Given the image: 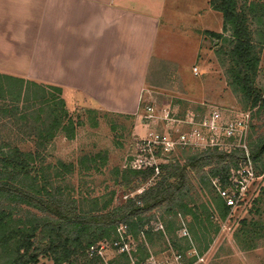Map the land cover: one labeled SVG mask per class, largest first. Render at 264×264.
Masks as SVG:
<instances>
[{"label": "trees", "instance_id": "obj_1", "mask_svg": "<svg viewBox=\"0 0 264 264\" xmlns=\"http://www.w3.org/2000/svg\"><path fill=\"white\" fill-rule=\"evenodd\" d=\"M207 2L211 9L220 12L222 31L230 32L226 43L230 83L242 94L245 107H256L264 113V94L255 84L259 58L248 12L238 6L237 0ZM247 9L256 18L254 7ZM205 33L216 38L223 36L213 31ZM187 112L203 115L206 111ZM74 129L60 86L0 73V264H36L42 254H47L53 264H98L96 258L87 256L86 249L99 240L116 238L120 224L137 242L140 258L144 259L148 255L145 244L153 243V235L157 240L176 236L180 229L178 214L189 218L187 230L193 244H202L195 248L203 253L219 228L208 204L215 206L220 218L229 212L211 181L217 179L221 187L226 186L229 170L237 167L244 157L243 150L214 147L188 155L183 163H159L158 173L154 166L118 169L117 183L129 192L140 189L152 177L156 180L133 197L127 196L115 204L111 197L108 203L96 208L99 199H93L94 208L85 210L83 203L67 198L58 181L60 175L55 172L51 176L46 161L53 140L59 134L72 137ZM263 143L264 134L253 148L248 144L255 169L258 162L262 163L261 172ZM25 144L29 147L23 148ZM59 167L65 172L73 169L72 164L62 162ZM202 190H206L207 201L198 205L197 196ZM162 215L171 218L157 220L164 233L152 232L149 221ZM256 222L242 219L241 232H255ZM183 240V248L176 241L169 242L185 255L190 245ZM194 259L185 256V264Z\"/></svg>", "mask_w": 264, "mask_h": 264}, {"label": "rangeland", "instance_id": "obj_2", "mask_svg": "<svg viewBox=\"0 0 264 264\" xmlns=\"http://www.w3.org/2000/svg\"><path fill=\"white\" fill-rule=\"evenodd\" d=\"M132 2L130 6L133 8L159 17L149 74L138 111L133 114L107 112L91 101L73 98L65 90V68L60 67L57 69L58 74H53L51 67L40 65L36 53L22 52L17 55V58L21 57L23 60L22 63L16 62L17 65L14 62L9 65L1 64L0 60V73L62 88V97L75 129L72 137L59 134L53 140L46 161L50 165V175H55V172L60 175L58 181L67 198L83 203L85 210L94 208L93 199H99L96 208L108 203L111 197L112 204H115L127 196L133 197L156 180L152 177L140 189L129 192L125 186L118 185L116 170L128 169L126 167L135 157L137 142L145 138L149 131L164 127L165 123L167 127L178 125L168 118L164 119L166 113L170 118H177L183 117L189 109L196 110L197 113L207 112L214 107L245 109L252 116L247 137L249 146L253 148L257 139L264 134V113L258 112L256 107H245L242 94L230 83V63L226 54L230 32L222 31L220 12L211 9L207 0ZM237 3L249 14V26L259 58L255 84L264 94V0H237ZM247 7H254L256 18L251 16L252 12ZM206 31L221 33L223 36L216 38L205 33ZM147 104L155 107L156 117L152 120L144 119L142 115ZM28 145L22 147L28 148ZM205 151L208 150L176 147L171 154H163L157 161L183 163L188 155ZM60 162L67 166L72 164L73 169L65 172L59 167ZM261 166L262 163L258 162L255 169L257 177L248 185L241 205L229 211L224 218H220L214 205L208 204L218 219L219 228L211 235L209 246L200 254L203 259L195 264H264V169L261 172ZM211 184L213 185L212 181ZM205 191H200L197 196L198 205L207 201ZM158 215L157 213L156 216ZM180 217L187 226L189 218L178 214L177 223ZM169 219L171 218L162 215L151 219L148 224L150 226L157 220L162 222ZM242 219L246 222L257 221L258 225L254 226L256 233L241 232ZM175 233L176 236L168 235V240H157L156 235H153L154 241L152 244L147 243L148 248L158 255L168 247L171 240L176 241L182 248L185 247L186 243L183 238L180 239L178 229ZM133 243L137 244L135 240ZM194 245L201 247L202 244ZM167 249L175 250L172 244ZM36 264L53 262L47 254H42Z\"/></svg>", "mask_w": 264, "mask_h": 264}, {"label": "crops", "instance_id": "obj_3", "mask_svg": "<svg viewBox=\"0 0 264 264\" xmlns=\"http://www.w3.org/2000/svg\"><path fill=\"white\" fill-rule=\"evenodd\" d=\"M132 1L0 0L1 64L17 65L23 61L17 55L36 53L53 74L65 68V90L73 98L133 114L149 74L159 17L133 8Z\"/></svg>", "mask_w": 264, "mask_h": 264}, {"label": "built area", "instance_id": "obj_4", "mask_svg": "<svg viewBox=\"0 0 264 264\" xmlns=\"http://www.w3.org/2000/svg\"><path fill=\"white\" fill-rule=\"evenodd\" d=\"M143 118L152 120L156 117L155 107L147 104L143 108ZM178 124L175 127L152 129L147 136L136 144V154L129 163L133 169L154 166L158 173L157 161L163 154H171L176 147H196L200 149H241L244 157L237 167L231 168L228 173L226 186L221 187L218 180H213L217 194L222 198L229 211L241 205L247 187L256 179V170L251 158L247 137L250 130L252 116L248 110L214 107L203 115L187 112L183 117L164 116ZM162 119V117H161ZM181 124V125H179ZM159 153V154H158ZM179 237L188 241L190 248L185 255L177 250L165 248L162 252L153 253L145 244L148 255L141 259L133 243V239L126 232V226L118 225L116 238L109 241L99 240L86 249L89 258H96L98 264H185L184 258H195L189 264H195L203 258L195 248L184 220L180 217ZM152 232H163L160 221L150 225Z\"/></svg>", "mask_w": 264, "mask_h": 264}]
</instances>
